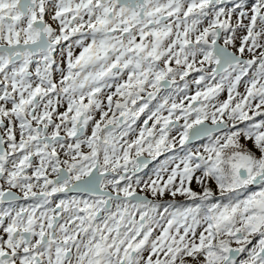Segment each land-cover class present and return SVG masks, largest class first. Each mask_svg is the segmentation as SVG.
<instances>
[{
	"label": "snow or ice",
	"instance_id": "obj_1",
	"mask_svg": "<svg viewBox=\"0 0 264 264\" xmlns=\"http://www.w3.org/2000/svg\"><path fill=\"white\" fill-rule=\"evenodd\" d=\"M0 264H264V0H0Z\"/></svg>",
	"mask_w": 264,
	"mask_h": 264
},
{
	"label": "flooded vegetation",
	"instance_id": "obj_2",
	"mask_svg": "<svg viewBox=\"0 0 264 264\" xmlns=\"http://www.w3.org/2000/svg\"><path fill=\"white\" fill-rule=\"evenodd\" d=\"M229 6H231V5H229ZM221 43H222V41H221ZM78 51H79V50L77 49V52H78ZM246 58H248V57H246ZM197 66H199V65H197ZM205 67H206V69L210 70V67H209V66L205 65ZM200 74H201V73H198V72L193 71V72L190 73V75H189L188 77L185 78V80H187L188 83H189V90H188V93H187L189 96L193 95V94L195 93V91L197 90V89H196V85L192 83V80H193L194 78H198L196 75L199 76ZM217 79H218V78H217ZM177 83L180 84V85H182V84L184 83V81H180L179 78H177ZM213 83H214V82H213ZM164 94H165V93L162 91L160 95H164ZM182 96H183V94H181L180 96H178L177 99H178V100L181 99ZM114 99H115V98H114ZM158 99H159V97H158ZM155 104H156V101H153V105H150V107L154 106ZM60 111H64V108H63V107L60 108ZM165 114H166V113H165ZM95 118H96L97 120L100 118L99 113H96ZM144 119H146V116H145V115H142V116L140 117V119L137 121V124L133 126L134 129H135V131H134L133 133H131V134L129 135V137H127V139H130V140H131V139H135L136 135L138 134L139 128L142 126V122H143ZM150 123H151V122H150ZM91 131H92V126H91V123H90L89 128H88V134H89V135L91 134ZM63 134H64V133L62 132L61 135H63ZM171 135L176 136V135H177V132H176L175 130H173V132L171 133ZM202 143H207V140L205 139V140H203V141L195 142V143L193 144V147H198L199 144H202ZM171 155H172V153H166L165 155L159 157L156 161H154L152 164L149 165V169L146 170V171H149V172H150L153 168L157 167L158 164H159V162H160V161H163V160L166 158V156H171ZM61 158H63V155L61 156ZM198 174H199V173H197V175H198ZM195 186H196V182H195V180H193V182H192V187H193V189L196 190V191H200V189H199L198 187L195 188ZM138 191H139V190H138ZM71 195H75V193H71ZM59 198H64V195H63V194H57V197L54 198V200H58ZM166 199H171V198H170V197H166ZM176 202H177L178 204H180V205H184V204L190 203V201H185V198H184V197H177V198H176ZM241 256H242V254H241ZM241 256H240V258H241Z\"/></svg>",
	"mask_w": 264,
	"mask_h": 264
},
{
	"label": "rangeland",
	"instance_id": "obj_3",
	"mask_svg": "<svg viewBox=\"0 0 264 264\" xmlns=\"http://www.w3.org/2000/svg\"><path fill=\"white\" fill-rule=\"evenodd\" d=\"M254 2V0H248V4L249 5H251V3H253ZM233 19L235 20V15L233 16ZM239 42H237V44H238ZM245 56L246 57H248V58H250V56H248V54L247 53H245ZM197 77H198V75H196ZM215 83V82H214ZM201 87H203V85L201 86ZM238 91H240L241 93H243L244 92V87H243V85H241L240 87H239V89H238ZM227 95H228V93H227V90L225 89V91H223V92H221L220 94H219V97L217 98V100L218 101H223V100H226L227 99ZM258 119H260V118H258ZM248 147H252V144H251V142L249 141L248 142ZM254 151H255V149H253ZM259 153H257V155H258ZM195 188H197V186H195ZM213 188L215 189V185L213 184ZM233 247H236V245L235 244H233ZM246 253H244V254H242V256H241V258H240V260H243V259H245L246 258Z\"/></svg>",
	"mask_w": 264,
	"mask_h": 264
},
{
	"label": "trees",
	"instance_id": "obj_4",
	"mask_svg": "<svg viewBox=\"0 0 264 264\" xmlns=\"http://www.w3.org/2000/svg\"><path fill=\"white\" fill-rule=\"evenodd\" d=\"M259 117H257V119H258Z\"/></svg>",
	"mask_w": 264,
	"mask_h": 264
},
{
	"label": "water",
	"instance_id": "obj_5",
	"mask_svg": "<svg viewBox=\"0 0 264 264\" xmlns=\"http://www.w3.org/2000/svg\"><path fill=\"white\" fill-rule=\"evenodd\" d=\"M239 259H240V257H239Z\"/></svg>",
	"mask_w": 264,
	"mask_h": 264
}]
</instances>
